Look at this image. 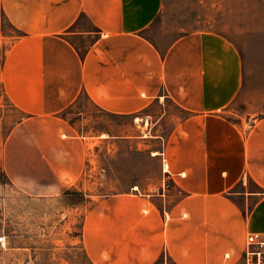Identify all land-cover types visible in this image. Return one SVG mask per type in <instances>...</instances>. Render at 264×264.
I'll use <instances>...</instances> for the list:
<instances>
[{
	"label": "crops",
	"instance_id": "1",
	"mask_svg": "<svg viewBox=\"0 0 264 264\" xmlns=\"http://www.w3.org/2000/svg\"><path fill=\"white\" fill-rule=\"evenodd\" d=\"M161 6L0 0V97L25 122L51 126L58 145L69 143L59 136L70 138L72 128L61 115L80 97L135 123L171 121L145 142L172 184L95 201L82 222L87 264L243 263L245 235H264V115L234 114L244 71L232 42L216 32L157 31ZM72 144L66 157L56 148L40 158L76 181L86 142Z\"/></svg>",
	"mask_w": 264,
	"mask_h": 264
},
{
	"label": "rangeland",
	"instance_id": "2",
	"mask_svg": "<svg viewBox=\"0 0 264 264\" xmlns=\"http://www.w3.org/2000/svg\"><path fill=\"white\" fill-rule=\"evenodd\" d=\"M154 27L172 38L191 32L228 38L244 71L234 114L244 121L264 115V0H162ZM61 117L72 128L66 130L70 138L59 136L69 143L58 145L51 126L39 129L41 122H25L0 97V264H87L82 222L95 201L137 190L145 196L158 194L172 184L145 142L165 134L171 121L158 128L147 118L135 123L131 116L101 113L85 97ZM74 141L86 142V156L81 176L70 181L52 170L56 160L40 157L56 148L66 157ZM57 162L67 166L65 160Z\"/></svg>",
	"mask_w": 264,
	"mask_h": 264
},
{
	"label": "built area",
	"instance_id": "3",
	"mask_svg": "<svg viewBox=\"0 0 264 264\" xmlns=\"http://www.w3.org/2000/svg\"><path fill=\"white\" fill-rule=\"evenodd\" d=\"M4 238H0V244ZM244 264H264V235L259 233H247L244 240L242 255Z\"/></svg>",
	"mask_w": 264,
	"mask_h": 264
}]
</instances>
